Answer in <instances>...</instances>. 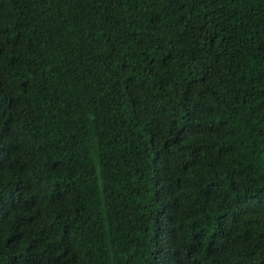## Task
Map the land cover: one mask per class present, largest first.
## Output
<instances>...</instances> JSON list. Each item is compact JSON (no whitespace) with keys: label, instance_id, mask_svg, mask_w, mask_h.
Returning <instances> with one entry per match:
<instances>
[{"label":"trees","instance_id":"obj_1","mask_svg":"<svg viewBox=\"0 0 264 264\" xmlns=\"http://www.w3.org/2000/svg\"><path fill=\"white\" fill-rule=\"evenodd\" d=\"M0 264H264V0H0Z\"/></svg>","mask_w":264,"mask_h":264},{"label":"snow or ice","instance_id":"obj_2","mask_svg":"<svg viewBox=\"0 0 264 264\" xmlns=\"http://www.w3.org/2000/svg\"><path fill=\"white\" fill-rule=\"evenodd\" d=\"M3 212V210L2 209H0V213H2Z\"/></svg>","mask_w":264,"mask_h":264}]
</instances>
